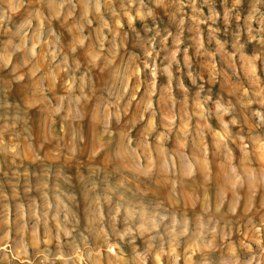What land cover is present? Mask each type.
<instances>
[{
	"label": "clouds",
	"instance_id": "clouds-1",
	"mask_svg": "<svg viewBox=\"0 0 264 264\" xmlns=\"http://www.w3.org/2000/svg\"><path fill=\"white\" fill-rule=\"evenodd\" d=\"M0 206V264H264V0H0Z\"/></svg>",
	"mask_w": 264,
	"mask_h": 264
},
{
	"label": "rangeland",
	"instance_id": "rangeland-1",
	"mask_svg": "<svg viewBox=\"0 0 264 264\" xmlns=\"http://www.w3.org/2000/svg\"><path fill=\"white\" fill-rule=\"evenodd\" d=\"M217 4L219 5V0H217ZM188 11H190V10H188ZM205 13H207V9H205ZM185 35L187 37L189 34L186 33ZM206 36H207V33L205 31V37ZM200 63H201V66H205L206 67V61L201 60ZM4 190L9 192V194H10V188L9 187H5ZM2 211H3L2 206H0V213H2ZM13 219H15V210H13ZM2 235H3V231H0V236H2ZM13 236H15V232H13ZM17 264H18V262H17Z\"/></svg>",
	"mask_w": 264,
	"mask_h": 264
}]
</instances>
